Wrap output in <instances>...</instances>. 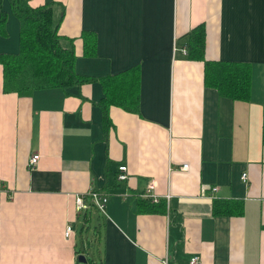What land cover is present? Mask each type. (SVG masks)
<instances>
[{
    "label": "crops",
    "instance_id": "0c3cea01",
    "mask_svg": "<svg viewBox=\"0 0 264 264\" xmlns=\"http://www.w3.org/2000/svg\"><path fill=\"white\" fill-rule=\"evenodd\" d=\"M27 3L55 6L75 73L90 80L18 97L3 93L0 66V264H77L83 250L92 264H264V0ZM3 10L0 54L15 55L19 22L7 0ZM200 24L205 61L250 66L247 102L204 88L202 62L180 52ZM133 67L137 112L111 105L105 125L100 79ZM150 185L156 203L141 197ZM90 191L107 196L105 216L75 211ZM215 201L231 214L214 216Z\"/></svg>",
    "mask_w": 264,
    "mask_h": 264
},
{
    "label": "trees",
    "instance_id": "16d2710c",
    "mask_svg": "<svg viewBox=\"0 0 264 264\" xmlns=\"http://www.w3.org/2000/svg\"><path fill=\"white\" fill-rule=\"evenodd\" d=\"M7 1L19 22V51L15 55L0 54L4 94L29 97L35 91L53 88L65 90L69 87H79L90 80L75 73L72 41L63 39L57 34L60 16L56 15L54 5L32 8L27 0ZM3 2L4 0H0V36L6 37L7 13L3 10ZM184 38L187 59L203 64L204 88L212 89L217 96L230 101L247 102L250 99L249 65L205 61L203 24L192 28L184 35ZM81 40L82 55L88 58L93 57L95 55L94 35L83 33ZM137 83V67L128 69L115 77L100 79L103 98L99 107L105 125L107 109L111 105L129 113L137 112ZM261 144L264 146V117L261 123ZM234 206L238 211L236 204ZM212 212L214 216L231 214L227 203L217 201L213 202ZM84 214L89 216L91 212ZM82 254H86V251L83 250ZM85 261H88L86 257Z\"/></svg>",
    "mask_w": 264,
    "mask_h": 264
},
{
    "label": "built area",
    "instance_id": "2783aa9c",
    "mask_svg": "<svg viewBox=\"0 0 264 264\" xmlns=\"http://www.w3.org/2000/svg\"><path fill=\"white\" fill-rule=\"evenodd\" d=\"M180 52L183 55H185L184 48H182ZM37 160H38L37 155H33V156L31 155L29 159L27 160V168L32 169L34 165L36 164ZM180 170L182 171L186 170V165H182L180 167ZM117 172L118 174L116 176V181L124 182L127 177L126 167L124 165L119 166L117 168ZM245 178H246V175L242 174L241 181L245 182L246 180ZM150 189H151V185L148 186V190L143 195H141V197L148 198V199L150 198L152 203H156L157 202L156 198L153 195H150L148 193ZM209 191L210 193H213L216 191V188H211ZM106 201H107V196L105 194H101L96 191H90L82 196H76L74 198V208L76 212L86 213V212L96 211L97 213L105 216L104 209H105ZM72 232L73 230L71 226L67 225L63 232V238L66 240L69 239L71 237ZM161 264H168V263L165 260H163ZM188 264H201V262H200L199 257L194 255L189 258Z\"/></svg>",
    "mask_w": 264,
    "mask_h": 264
},
{
    "label": "water",
    "instance_id": "95a60500",
    "mask_svg": "<svg viewBox=\"0 0 264 264\" xmlns=\"http://www.w3.org/2000/svg\"><path fill=\"white\" fill-rule=\"evenodd\" d=\"M77 262H78V263H83V264H84V263H85V259H84V257H83L82 255L78 256V257H77Z\"/></svg>",
    "mask_w": 264,
    "mask_h": 264
},
{
    "label": "rangeland",
    "instance_id": "374dc122",
    "mask_svg": "<svg viewBox=\"0 0 264 264\" xmlns=\"http://www.w3.org/2000/svg\"><path fill=\"white\" fill-rule=\"evenodd\" d=\"M87 235H83V237H86ZM88 239V237H87ZM80 256V255H79ZM88 260H90L89 256H85ZM90 261H87V264H92L91 262L89 263ZM77 264H83V263H77Z\"/></svg>",
    "mask_w": 264,
    "mask_h": 264
}]
</instances>
